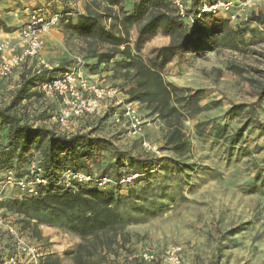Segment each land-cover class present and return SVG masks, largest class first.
Instances as JSON below:
<instances>
[{
  "label": "rangeland",
  "instance_id": "374dc122",
  "mask_svg": "<svg viewBox=\"0 0 264 264\" xmlns=\"http://www.w3.org/2000/svg\"><path fill=\"white\" fill-rule=\"evenodd\" d=\"M93 1L84 0L83 6ZM133 1L125 2V10L131 9ZM24 2L0 0L3 31L19 33L25 19ZM251 13L264 14V0L250 12L241 13L233 23L222 13L207 20L209 29L217 21H228L231 28L244 31L237 50L218 48L205 40L197 50L178 54L161 70L163 81L176 89L170 110L159 114L153 110V104L138 103L147 121L143 136L161 151L157 156L162 160L161 167L148 175L153 186L146 188L148 200H154L157 207L150 208L148 200L133 204V194L134 200L128 198L131 189L139 191L144 185H134L138 176L130 182H121L120 193L124 198L120 207L129 215L116 238V245L98 254L99 258L103 257L99 264H163L164 255L171 246L182 248L183 264H264V128L251 129L249 124L242 136L230 143L232 135L255 118L264 125V96H259L258 90L264 84V31L249 20ZM110 23L105 22L107 26ZM137 29L138 24L129 27L131 55L150 63L153 52L168 45L170 38L158 33L137 50ZM53 41L57 43L51 44ZM123 52V46L116 50L92 40L71 37L60 26L40 57L28 62L9 79L7 85H14V89L6 91V86L0 83V109L9 105L22 84V74L28 73L35 77L31 91L40 97L25 101L13 113L20 118L44 116L53 102L41 98L38 88L49 78L44 74L46 69L55 75L60 73L57 69H82L98 76L100 82L113 86L128 99L135 69ZM196 91H201V95L194 102H187L186 97ZM239 105L246 108L234 115L226 114ZM251 108L255 115L251 114ZM89 124L97 129L98 136L111 139L121 152H137L138 139L123 134V130L109 119L99 118ZM48 125L44 127L57 132L55 127ZM215 126L225 128L224 133L219 134ZM173 128L180 129L189 144L183 153L173 152L166 144L168 132ZM7 131L4 130L7 137L2 142L10 145ZM32 145L26 155L39 159L40 146ZM112 161L110 153L103 152L88 171L100 178ZM14 162L15 158L2 157L0 168ZM1 172L2 169L0 175ZM254 187L259 191L255 192ZM22 195L17 188L0 185V204L18 200ZM31 216L28 223L27 217L10 213L0 206V264H5L7 257L14 253L7 231L9 226L36 245L45 255V261L51 264L57 262V255L46 254L49 247L73 243V250L66 256L76 253L82 243L78 236L59 225L41 223L34 214ZM145 246L154 250L155 262L146 263L138 258ZM133 255L135 258L130 259Z\"/></svg>",
  "mask_w": 264,
  "mask_h": 264
},
{
  "label": "trees",
  "instance_id": "16d2710c",
  "mask_svg": "<svg viewBox=\"0 0 264 264\" xmlns=\"http://www.w3.org/2000/svg\"><path fill=\"white\" fill-rule=\"evenodd\" d=\"M126 1L102 0L98 2L94 0L86 4L84 14L74 18L65 16L61 21V26L71 37L92 40L98 45L116 50L123 46V54L127 55L128 62L135 69L130 79L131 88L127 92L128 100L144 104L151 103L154 106L153 110L159 114L170 110L173 91H176L174 86L163 81L161 70L178 54L188 50H197L205 40H209L218 48L237 50L241 42L239 38H243L244 35V31L231 28L228 21H217L209 29L207 20L214 19V16L199 17L198 14L204 1L212 2L213 0H185L187 15L195 18L194 24H191L189 19L181 18L171 3L166 0H134L130 10L124 8ZM249 20L261 26L264 31L263 13H251ZM107 21H111L109 26L105 24ZM136 24H138L135 41L137 50H140L146 41L158 33L170 38L168 45L153 52L150 63L132 57L128 47L129 27ZM234 69L241 73L238 67ZM67 70L57 69L60 73L55 75L52 70L46 69L44 74L49 78L38 86L53 81ZM21 78L23 79L22 84L9 105L0 109V158H15L13 164L9 163L0 168L2 169L0 176L5 170L11 168L26 172L32 159L26 155V152L33 146L32 144L37 143L41 152L40 166L49 180V185L38 187L35 196L24 193L20 199L3 202L0 206L10 213L27 217L28 223L31 222V215L34 214L41 223L59 225L67 229L82 241L74 256L75 264H99L103 257L99 258L98 254L116 245V238L129 215L128 211L120 207L124 198V195L120 193L122 179L138 175L133 181L134 185H144L139 191L135 188L131 189L128 192V198L133 199V194L135 196L133 204L143 203L148 200L146 188L153 186L148 175L161 167L162 160L143 152L140 141L136 142L138 146L136 153L121 152L111 139L98 136L95 133L97 129L89 122L87 125L91 127L87 132L72 135L55 133L43 124L56 111L55 102L50 104V109L47 108L44 116L40 118H20L13 113L16 107L36 96L40 97L38 93L31 91L35 85V77L23 73ZM258 90L259 96L263 97L264 84H261ZM201 93V91H196L186 97L187 102H194V99L198 98ZM40 95L44 98L42 94ZM245 108L244 105L233 106L226 114L234 115ZM251 114L255 115L253 108H251ZM108 118V116L105 117V119ZM249 124L251 129H255V126L264 128V125L255 118L251 123L239 128L230 138V143L240 138ZM216 129L219 134L225 131L222 127L215 126ZM4 130H8L10 145L2 142V139L7 137L4 135ZM122 133L125 134V131ZM166 144L170 150L178 154L189 148L182 131L178 128H173L168 132ZM103 152L110 153L113 158L112 163L107 165L100 177L110 179V184L104 188L98 187L96 182L91 185L73 183L70 187L60 184L61 174L68 169L82 171L96 177V174L88 170ZM253 190L256 192L259 188L254 187ZM148 206L157 207L154 200H148ZM43 263L51 264L45 259Z\"/></svg>",
  "mask_w": 264,
  "mask_h": 264
},
{
  "label": "built area",
  "instance_id": "2783aa9c",
  "mask_svg": "<svg viewBox=\"0 0 264 264\" xmlns=\"http://www.w3.org/2000/svg\"><path fill=\"white\" fill-rule=\"evenodd\" d=\"M84 0H70L71 11L47 12L43 9H26L27 22L18 33L19 42L13 44L10 40L0 43V83L9 80L28 62L38 58L45 47L44 37L52 30L61 26L62 19L67 16L83 14ZM175 8L183 19H189L191 24L195 18L187 15L185 0H166ZM261 0H213L204 1L199 10L203 15H226L229 22H235L241 13L250 12ZM44 99H52L57 104V110L43 124L57 129V133L72 135L85 132L89 121L99 118L108 119L115 127L125 131V135L140 141L143 152L152 156H160L161 151L152 142L145 139L143 131L146 120L142 117L137 102L129 101L111 85H105L99 80L89 78L82 69L72 68L58 76L53 81L43 83L39 87ZM91 125V124H90ZM90 130V129H89ZM39 159H31L26 172L14 168L7 169L0 177V185L17 188L23 194L37 195L38 187H47L49 180L44 175ZM138 175L122 179V183L130 182ZM96 182L102 188L111 183L108 178L97 179L82 171L65 170L60 176V184L70 187L73 183L91 185ZM7 231L12 238L14 253L7 257L5 264H44L40 249L22 238L18 231L9 226ZM136 255L130 257L135 258ZM146 263H153L156 254L150 246H145L137 255ZM163 264H183L182 248L171 246L166 251Z\"/></svg>",
  "mask_w": 264,
  "mask_h": 264
},
{
  "label": "crops",
  "instance_id": "0c3cea01",
  "mask_svg": "<svg viewBox=\"0 0 264 264\" xmlns=\"http://www.w3.org/2000/svg\"><path fill=\"white\" fill-rule=\"evenodd\" d=\"M20 1H24V0H20ZM85 7L84 6V12L85 13ZM23 12L25 15V19L23 21V24H26L27 22V14H26V9H30V10H38V9H43L47 12H62V13H66V12H70L71 11V7H70V0H25L24 4H23ZM75 15H73L71 18H74ZM21 26V28H22ZM57 29L52 30L49 34H47L44 37L45 40V48L48 46L49 42L51 40L54 39V34L56 32ZM6 40H10L13 44H17L19 42V38H18V34H15L14 31L12 32H6L3 31L2 28H0V43L6 41ZM56 44L57 41H53L51 42V44ZM54 44V45H55ZM40 57V56H39ZM38 57V58H39ZM40 61V60H39ZM89 78L93 79V80H98V76L96 75H89V73H87L86 71L82 70ZM9 80H4L2 83L4 84V86H6V88L4 90L8 91L10 89H14V85H7ZM90 128L86 129V132L89 131ZM76 242V241H75ZM73 246V243H67L64 246H53L49 247V251L47 250L49 255H53L56 254L57 256V264H75V260H74V256L75 254H71L66 256V253L69 250H73L71 249V247ZM56 248V249H55ZM71 256V257H69ZM46 259L45 255L43 257V260ZM55 264V263H53Z\"/></svg>",
  "mask_w": 264,
  "mask_h": 264
}]
</instances>
